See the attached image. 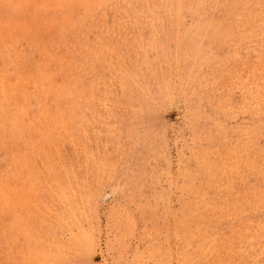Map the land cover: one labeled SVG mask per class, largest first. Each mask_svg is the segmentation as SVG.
Segmentation results:
<instances>
[{
  "label": "rangeland",
  "instance_id": "obj_1",
  "mask_svg": "<svg viewBox=\"0 0 264 264\" xmlns=\"http://www.w3.org/2000/svg\"><path fill=\"white\" fill-rule=\"evenodd\" d=\"M0 264H264V0H0Z\"/></svg>",
  "mask_w": 264,
  "mask_h": 264
}]
</instances>
